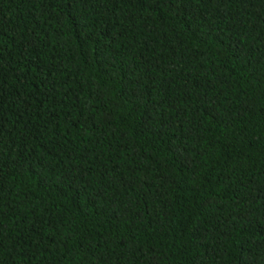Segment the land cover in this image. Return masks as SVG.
<instances>
[{"label": "trees", "instance_id": "obj_1", "mask_svg": "<svg viewBox=\"0 0 264 264\" xmlns=\"http://www.w3.org/2000/svg\"><path fill=\"white\" fill-rule=\"evenodd\" d=\"M0 264H264V0H0Z\"/></svg>", "mask_w": 264, "mask_h": 264}]
</instances>
